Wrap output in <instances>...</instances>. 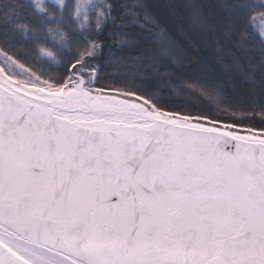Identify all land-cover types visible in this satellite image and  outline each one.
I'll return each instance as SVG.
<instances>
[{
	"label": "snow or ice",
	"instance_id": "1",
	"mask_svg": "<svg viewBox=\"0 0 264 264\" xmlns=\"http://www.w3.org/2000/svg\"><path fill=\"white\" fill-rule=\"evenodd\" d=\"M221 7L223 72L168 100L179 46L215 39L197 0L179 35L122 34L119 56L104 33L143 27L134 8L0 0V264H264V49L244 43L264 44V0Z\"/></svg>",
	"mask_w": 264,
	"mask_h": 264
},
{
	"label": "trees",
	"instance_id": "2",
	"mask_svg": "<svg viewBox=\"0 0 264 264\" xmlns=\"http://www.w3.org/2000/svg\"><path fill=\"white\" fill-rule=\"evenodd\" d=\"M197 2L204 8L211 30L215 31V39L209 40L207 43L201 40L185 41L179 46L177 61L180 67L177 70H170L172 71L171 75H164L162 73L159 77L155 78V80L159 81L158 89L155 90H159L162 97L168 100L177 99L175 93L182 78L211 76L212 73H222L224 63L218 59L217 48L232 49L237 42V37H229L224 34L220 23L225 17V11L221 5L231 3L232 0H197ZM116 3L117 12H121L122 8L127 5L141 14V21L144 23L143 27L139 25L128 28H113L109 26L105 30L103 37L106 44L105 52L115 53L117 56L121 55V47L118 42L122 34H125L129 39H143L150 34L155 35L157 32L167 28L169 32L179 35V24L182 19H186L185 4L187 0H116ZM256 13L257 11L252 13L250 19H253ZM144 14L150 17V20L147 22L143 21ZM109 33H111V37ZM245 36V46L250 50L248 55L258 64L264 44L261 43L257 27L249 26ZM128 51L125 48L124 55H127ZM120 63L123 65L133 64L135 63V58L133 56L132 61L123 60ZM105 64L107 65V61H105ZM140 70L144 71L143 65H141ZM102 74L114 75L115 73L112 66L108 65L107 72ZM124 74H127V70H125ZM256 77L259 79V71H257ZM149 79H153V77L150 76ZM225 87L229 92L231 91V83L227 79L225 80ZM178 99L191 104L196 103L193 97L186 95ZM258 119L259 116H257V121Z\"/></svg>",
	"mask_w": 264,
	"mask_h": 264
},
{
	"label": "rangeland",
	"instance_id": "3",
	"mask_svg": "<svg viewBox=\"0 0 264 264\" xmlns=\"http://www.w3.org/2000/svg\"><path fill=\"white\" fill-rule=\"evenodd\" d=\"M16 2H21V0H20V1H19V0H16ZM251 2H253V3H257V4H258V3H260V0H251ZM261 12H264V9H260V10L257 11V13L254 14V16H253V19L257 21V25H259V24H264V21H261V20H260ZM257 29H258V31H259V27H257Z\"/></svg>",
	"mask_w": 264,
	"mask_h": 264
}]
</instances>
